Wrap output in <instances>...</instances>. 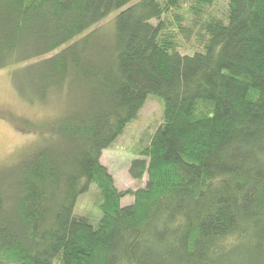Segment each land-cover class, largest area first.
Listing matches in <instances>:
<instances>
[{
	"label": "trees",
	"instance_id": "16d2710c",
	"mask_svg": "<svg viewBox=\"0 0 264 264\" xmlns=\"http://www.w3.org/2000/svg\"><path fill=\"white\" fill-rule=\"evenodd\" d=\"M133 1L0 0V69L63 106L0 167V264H264V0ZM148 95L162 122L128 168L147 181L119 190L101 156Z\"/></svg>",
	"mask_w": 264,
	"mask_h": 264
},
{
	"label": "rangeland",
	"instance_id": "374dc122",
	"mask_svg": "<svg viewBox=\"0 0 264 264\" xmlns=\"http://www.w3.org/2000/svg\"><path fill=\"white\" fill-rule=\"evenodd\" d=\"M136 1L138 0H134L132 3ZM225 6L226 2L221 1L219 8L221 7L220 9L223 11ZM117 12L112 11L100 23L111 25ZM89 31L90 29L74 37L54 50L52 54L77 41ZM181 49L182 53L192 52L190 44H183ZM22 66V63L11 64L0 69V167L16 163L24 154L46 145L49 138L54 137L50 130L63 112V106L56 100L47 105L30 103L27 98L21 95L16 86L18 81H15L14 71ZM161 122V100L158 96L148 95L137 117L127 125L123 135L112 148L103 151L101 163L112 174L117 189L135 190L145 185L147 176L144 175L141 180H134L131 178L128 168L130 162L136 157L134 151L138 146L144 144L143 134L150 133L151 129ZM95 192L96 187L92 185L78 198L74 209L76 214L93 209L97 200ZM132 201L133 197L126 195L121 199V205H128Z\"/></svg>",
	"mask_w": 264,
	"mask_h": 264
}]
</instances>
